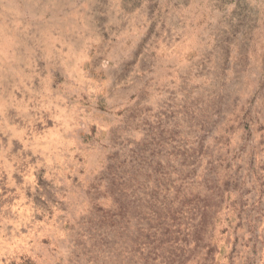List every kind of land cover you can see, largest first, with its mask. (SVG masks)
I'll use <instances>...</instances> for the list:
<instances>
[{
  "label": "clouds",
  "instance_id": "9594fccd",
  "mask_svg": "<svg viewBox=\"0 0 264 264\" xmlns=\"http://www.w3.org/2000/svg\"><path fill=\"white\" fill-rule=\"evenodd\" d=\"M0 264H264V0H0Z\"/></svg>",
  "mask_w": 264,
  "mask_h": 264
},
{
  "label": "rangeland",
  "instance_id": "374dc122",
  "mask_svg": "<svg viewBox=\"0 0 264 264\" xmlns=\"http://www.w3.org/2000/svg\"><path fill=\"white\" fill-rule=\"evenodd\" d=\"M28 195H31V193H28ZM37 200L39 199L38 197L36 198ZM42 219V218H41ZM46 242V241H45Z\"/></svg>",
  "mask_w": 264,
  "mask_h": 264
}]
</instances>
